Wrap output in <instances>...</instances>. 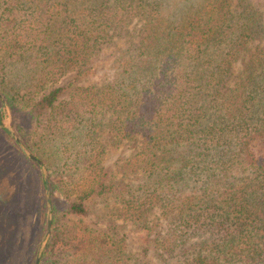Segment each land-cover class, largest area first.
Returning <instances> with one entry per match:
<instances>
[{
  "label": "trees",
  "instance_id": "obj_1",
  "mask_svg": "<svg viewBox=\"0 0 264 264\" xmlns=\"http://www.w3.org/2000/svg\"><path fill=\"white\" fill-rule=\"evenodd\" d=\"M73 1L77 7L68 0H17L25 15L21 44L12 43L53 55L46 61L55 59L52 69L86 64L113 47L112 77L96 89L71 92L68 113L60 119L78 123L86 143L82 166L76 159L71 163L82 171L78 182L69 180L77 195L64 211L86 215L87 199L112 197L125 220L152 235L163 258L264 264V47L251 51L252 34L236 32L223 4L201 5L200 14L178 17L164 14L162 0ZM43 12L64 15L60 27L50 33ZM45 41L54 42L53 53ZM240 57L242 69L234 74ZM66 87L54 86L34 102L30 118L53 111ZM19 135L38 157L31 134ZM110 140L131 149L121 169L126 182L107 178L103 158ZM65 166L63 173L71 167ZM59 175L50 190L68 184L70 176ZM58 237L53 229L40 264ZM107 238L100 236L101 243L122 264V240ZM7 251L8 244L2 253Z\"/></svg>",
  "mask_w": 264,
  "mask_h": 264
},
{
  "label": "rangeland",
  "instance_id": "obj_2",
  "mask_svg": "<svg viewBox=\"0 0 264 264\" xmlns=\"http://www.w3.org/2000/svg\"><path fill=\"white\" fill-rule=\"evenodd\" d=\"M162 1L164 14L178 17L200 14L198 7L201 5L223 4L236 32L252 34L253 39L249 42L251 51L255 50V46L264 47V0ZM68 3L71 7L78 6L73 0H68ZM173 9L175 12H170ZM23 15L24 9L18 5L17 0H0V95L5 102L2 105L0 100V125L10 127L30 153L32 152L19 133L31 134L37 158L46 169L50 190L51 183H58L59 173L65 178V174L70 176L67 178L68 184L69 180H80L82 170L71 166V163L76 159L82 166L84 158L86 159V143L81 141L82 131L77 128L80 127L78 123L73 127L72 124L69 126L66 122L62 123L60 119L64 118V113H68L71 94L77 91L76 88L96 89L112 77L113 47L110 45L103 49L86 64L69 67L63 65L61 69H52L55 59L49 63L46 61L52 59L53 55L41 56L36 47L29 45L13 48L15 40L20 43L19 29L23 27ZM42 15L46 18L45 23L50 20L51 27L46 26L50 33L60 27L59 22L64 16L51 18L49 12L46 15L43 12ZM45 44L53 53L54 42L49 44L45 41ZM8 47L17 50L11 51ZM242 60L240 57L233 62L234 74L242 69ZM48 69L52 70L47 73ZM76 75H79L77 80ZM60 85L67 87L55 102L57 107L53 111L46 110L36 119L30 118L28 111L32 104L51 88ZM2 92L7 93L11 105ZM5 131L0 126V264H34L37 250L46 233L48 216L42 167L29 159L10 133L6 129ZM103 137L108 139L107 132ZM105 145L103 165L107 178L126 182L129 176L122 177L121 169L131 149L126 144H113L111 140ZM65 164H70L71 167L66 168L63 173ZM68 184H57V188L50 190L51 233L55 229L59 237L53 252L45 256L44 264H119L114 257L111 258L113 252L110 254L107 251L108 246L101 243L102 235L122 240V264H180L175 256L161 257V252L155 250L150 242L152 235L147 236L125 220L124 211L112 197L95 195L87 199L86 215L66 213L65 203L77 195L74 186ZM7 244L8 251L3 254L2 250ZM42 253L39 264L42 262Z\"/></svg>",
  "mask_w": 264,
  "mask_h": 264
},
{
  "label": "water",
  "instance_id": "obj_3",
  "mask_svg": "<svg viewBox=\"0 0 264 264\" xmlns=\"http://www.w3.org/2000/svg\"><path fill=\"white\" fill-rule=\"evenodd\" d=\"M0 100L2 105L5 104L3 97L0 95ZM2 128L6 129L10 135L12 136V138L15 140V142L18 144V146L22 149V151L24 152V154L31 159L32 161L36 162L37 164H39L42 167V175H43V183L45 185V190H46V203H47V221H46V233L45 236L43 238V240L41 241V244L37 250V255H36V259H35V263L34 264H39V260H40V256L42 253V250L44 248V245L48 239V237L50 236L51 233V224H52V214H51V202H50V190H49V185H48V180H47V176H46V169L43 166L42 162L36 157L34 156L32 153H30L20 142V139L18 138V136L14 133V131L7 126H3L0 125Z\"/></svg>",
  "mask_w": 264,
  "mask_h": 264
}]
</instances>
